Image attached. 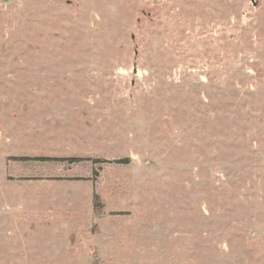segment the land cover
<instances>
[{"label": "rangeland", "instance_id": "obj_1", "mask_svg": "<svg viewBox=\"0 0 264 264\" xmlns=\"http://www.w3.org/2000/svg\"><path fill=\"white\" fill-rule=\"evenodd\" d=\"M0 264H264V0H0Z\"/></svg>", "mask_w": 264, "mask_h": 264}, {"label": "trees", "instance_id": "obj_2", "mask_svg": "<svg viewBox=\"0 0 264 264\" xmlns=\"http://www.w3.org/2000/svg\"><path fill=\"white\" fill-rule=\"evenodd\" d=\"M14 159L16 160H21V161H27V160H57V161H67V162H70V163H73V162H78L80 160H82V158H78V157H42V158H34V157H29V156H15ZM105 160H102V159H93V162L94 163H97V162H103ZM129 161L128 158H120V159H116L115 162L117 163H127ZM94 200H97V195H95L94 193V196H93Z\"/></svg>", "mask_w": 264, "mask_h": 264}]
</instances>
